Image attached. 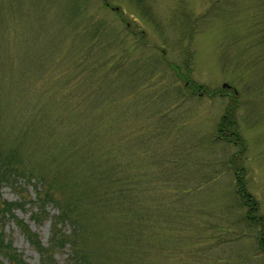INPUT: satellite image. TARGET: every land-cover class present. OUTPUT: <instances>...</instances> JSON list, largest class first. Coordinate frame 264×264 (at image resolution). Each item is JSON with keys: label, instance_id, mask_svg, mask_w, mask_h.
<instances>
[{"label": "rangeland", "instance_id": "obj_1", "mask_svg": "<svg viewBox=\"0 0 264 264\" xmlns=\"http://www.w3.org/2000/svg\"><path fill=\"white\" fill-rule=\"evenodd\" d=\"M0 150L26 174L1 183L26 202L0 234L27 264L16 219L47 246L53 183L94 264H264V0H0Z\"/></svg>", "mask_w": 264, "mask_h": 264}, {"label": "trees", "instance_id": "obj_2", "mask_svg": "<svg viewBox=\"0 0 264 264\" xmlns=\"http://www.w3.org/2000/svg\"><path fill=\"white\" fill-rule=\"evenodd\" d=\"M194 83V82H192ZM227 118V120H226ZM230 123L231 118L227 117V115L222 116V120L218 123V136L222 138V140L231 141V137L234 138L233 143H238L237 141L240 140L242 147V138L239 136L237 131L230 130L228 131V127L226 122ZM12 158H15L14 153H11ZM17 161V160H16ZM12 161L8 156H3L0 150V186L2 182L9 181L14 175H26L23 170L17 167L18 162L11 163ZM17 168L20 170L18 171ZM33 172V173H32ZM30 171V176L36 175L38 180L43 183V173L42 169L38 171ZM34 177V176H33ZM15 177L12 182L16 183ZM242 183V181H241ZM239 183L237 185V189L241 191L242 195H245L246 204L249 206L247 210V217L254 220V216L250 215V213L256 209L257 202L253 200L252 195L245 191L243 184ZM53 184H48V186L42 190L40 188L37 189L36 192V206L37 210L32 212V218L38 219L41 215V210L47 202H54L55 206L57 207V215L52 220L51 225V237L50 242L47 246L42 245L40 239L38 238L37 234L30 230L28 225L20 219L17 220V224L20 226L24 234L27 236L29 241L35 246L36 250L39 252L40 263L39 264H57L53 256V249L56 247H63L66 243H69L71 246V263L70 264H94L91 260V252L86 250L83 246H81V235H79L78 231L79 226L78 224L81 222V217L83 215L82 209L79 210V201L80 197H67L66 198H54L53 197ZM41 191H40V190ZM20 191V190H19ZM26 202L25 196L21 195V199L18 201H9L2 198L0 194V218L7 217L13 214V210L17 206H22ZM121 205V204H120ZM252 217H250V216ZM261 221H263V217H258ZM69 221L73 227L70 232L65 233L60 231V225L64 221ZM258 248L263 251L264 253V225H262V230L260 235L257 237ZM0 251L4 254L9 262V264H27L22 256L11 246L10 241L4 240V237L0 234Z\"/></svg>", "mask_w": 264, "mask_h": 264}, {"label": "water", "instance_id": "obj_3", "mask_svg": "<svg viewBox=\"0 0 264 264\" xmlns=\"http://www.w3.org/2000/svg\"><path fill=\"white\" fill-rule=\"evenodd\" d=\"M117 8V7H116ZM225 84V83H224Z\"/></svg>", "mask_w": 264, "mask_h": 264}]
</instances>
